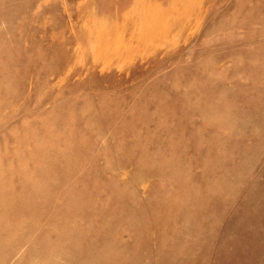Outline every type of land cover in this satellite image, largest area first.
<instances>
[{
	"label": "rangeland",
	"instance_id": "374dc122",
	"mask_svg": "<svg viewBox=\"0 0 264 264\" xmlns=\"http://www.w3.org/2000/svg\"><path fill=\"white\" fill-rule=\"evenodd\" d=\"M0 264H264V0H0Z\"/></svg>",
	"mask_w": 264,
	"mask_h": 264
}]
</instances>
